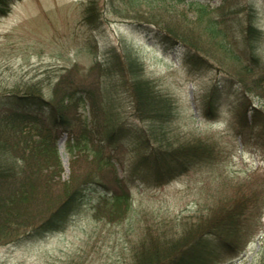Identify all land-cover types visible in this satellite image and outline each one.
<instances>
[{
  "label": "rangeland",
  "instance_id": "obj_1",
  "mask_svg": "<svg viewBox=\"0 0 264 264\" xmlns=\"http://www.w3.org/2000/svg\"><path fill=\"white\" fill-rule=\"evenodd\" d=\"M220 1L211 3L217 6ZM240 1L253 2L256 8L264 10V0ZM86 3L87 0H0V6L7 5L0 14V96L32 88L59 102L64 100L70 87L90 84L97 87L105 83L115 96L111 101L108 96L101 100L110 111L104 112L98 107L100 111L93 113L90 103L77 108L64 100L65 112L74 119L84 114L96 117L95 129L100 136L103 127L111 122L123 120L140 125L128 96L117 93L111 85L116 84L119 73L113 76L105 71L108 66L105 61L116 53L113 56L117 60L119 55L120 61H129L126 65H130V72L143 66L146 72L156 76L159 88L168 92L179 107L176 126L189 129L195 125L203 137L221 150V157L204 171H191L157 182L151 168L163 167L165 161L132 143L121 144L114 161L132 192L131 213L119 219L109 218L108 208L102 205L103 200L95 191L63 227L45 234H31L73 180L94 174L113 183V172L107 163L78 160L72 164L66 145L68 134L59 128L51 129L53 135H59L61 178L47 188L41 181L29 191L26 202L15 206L14 216L8 218L5 215L10 211L5 198L10 185L0 181V264H121L129 260L131 247L147 236L144 232L148 225L153 230L157 220L191 214L196 208L216 211L226 206L237 192H251L264 184V166L259 167L264 164V152L257 154L255 144L242 147L236 130L228 125L235 123V116L227 111L204 120L197 116L194 91L203 96L217 72L200 78L190 77L179 67L175 52L160 51L151 38L147 39L148 33L126 24L135 16L152 19L182 33L189 41H197L195 45L210 49L216 61L220 59L240 71L231 54L216 48V41L205 31L204 23H197L192 0H97L102 13L98 29H92L84 20ZM260 19L264 23V12ZM1 108L7 107L1 105ZM1 108L0 154L4 153L5 163L13 165L14 155L20 152L21 135L39 139L47 132L32 125V120L14 122ZM160 143L153 145L163 146ZM262 216L263 220L248 238L251 242L246 252L238 257L219 255L214 264H263L264 214Z\"/></svg>",
  "mask_w": 264,
  "mask_h": 264
},
{
  "label": "trees",
  "instance_id": "obj_2",
  "mask_svg": "<svg viewBox=\"0 0 264 264\" xmlns=\"http://www.w3.org/2000/svg\"><path fill=\"white\" fill-rule=\"evenodd\" d=\"M211 2L192 0L191 6L197 12L196 21L204 23L205 31L216 41L217 49L234 57L233 62L238 64L240 71L220 59L216 61L210 49L195 45L197 41H189L182 33L152 19L135 16L126 24L131 29L148 33V38L161 51L175 52L179 67L190 77L200 78L206 73L217 72L216 79L203 96L194 91L197 116L204 120L219 115L221 110H228L236 118L235 123L228 125L236 130L241 144H255L264 150V23L260 19L264 10L256 8L251 1V4H244L240 0H221L217 6ZM6 4L0 6V14L7 8ZM101 14L97 0H87L84 20L92 29L101 27ZM235 46L239 50H235ZM113 55L105 61L108 65L105 71L113 76L119 73L116 84L111 85L117 93L128 96L140 125L123 120L111 122L103 127L100 136L95 129L96 117L84 114L74 119L65 112L64 100L77 108L90 103L93 113L100 111L98 107L104 112L110 111L101 100L108 96L111 101L115 96L105 83L97 84V87L94 84L70 87L64 100L59 102L32 88L0 96V108L1 105L7 107L1 110L8 113L10 119L16 123L32 120V125L47 132L39 139L30 138L29 134L21 135L20 152L14 155L13 165L5 163L4 153L0 154V181L10 185L5 198L10 212L5 218L14 216L15 206L26 202L31 189L41 181L47 188L61 178L59 135H53L51 129L59 128L68 134L66 145L72 164L78 160L100 161L110 165L113 172V183L94 174L73 180L31 234H45L63 227L70 215L95 191L103 200L102 205L108 208L109 218L119 219L130 214L134 207L132 192L125 178L119 175L114 161L119 156L116 152L121 144L132 143L165 161L163 167L155 165L151 168L157 182L191 171H204L208 165L220 160L221 150L203 137L195 125L189 129L176 126L179 107L168 92L159 88L156 76L146 72L143 66L130 72V65H126L129 61H120L119 55L117 60ZM156 142L163 146H154ZM253 189L247 193L237 192L227 204L224 203L226 206L218 207L216 211L196 208L191 214L182 213L161 222L157 220L153 230L148 225L144 232L147 236L131 247L129 260L121 264H214L219 255L241 254L264 213V184Z\"/></svg>",
  "mask_w": 264,
  "mask_h": 264
}]
</instances>
